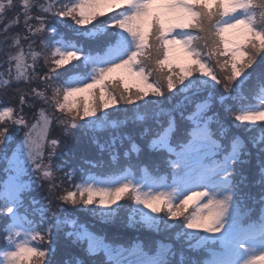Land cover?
<instances>
[{"label":"snow or ice","instance_id":"snow-or-ice-1","mask_svg":"<svg viewBox=\"0 0 264 264\" xmlns=\"http://www.w3.org/2000/svg\"><path fill=\"white\" fill-rule=\"evenodd\" d=\"M0 162V264H264V0H0Z\"/></svg>","mask_w":264,"mask_h":264},{"label":"trees","instance_id":"trees-1","mask_svg":"<svg viewBox=\"0 0 264 264\" xmlns=\"http://www.w3.org/2000/svg\"><path fill=\"white\" fill-rule=\"evenodd\" d=\"M111 15V14H110ZM106 134H101V139L104 138ZM15 139H17L18 137L15 136ZM69 149H73L77 151V154H84V155H95L96 154V149L94 148V146H92L91 144H89L87 142V140L85 138H82L80 143H72L70 142L68 144ZM11 153L9 152V155ZM5 167V163L1 162L0 163V170H2ZM3 173L2 171H0V178H2ZM252 179L251 174H249V180ZM251 191L253 193L257 192L258 189L253 188L251 189ZM80 219L83 220H88L89 223H92V220L90 217H88L87 215H85L84 213H79ZM97 228L100 227L99 223H97L96 225ZM96 230V229H94ZM107 232L109 234V236H111L114 232H117V228L114 227H107ZM118 232L120 235V238L124 241H128L130 239H140L143 240L146 244L152 240H157V239H165L167 236V233H162V234H155V233H151L149 231H147L146 229H133V228H129L126 226H121L118 228ZM70 251V252H78V249H61V251L58 252L57 254V259L60 258H67V256L64 254L65 251Z\"/></svg>","mask_w":264,"mask_h":264},{"label":"rangeland","instance_id":"rangeland-1","mask_svg":"<svg viewBox=\"0 0 264 264\" xmlns=\"http://www.w3.org/2000/svg\"><path fill=\"white\" fill-rule=\"evenodd\" d=\"M53 135H59V131L57 130V131H54L53 132ZM13 136H14V134H13ZM14 139H15V137H14ZM9 147H11V146H9ZM1 163V162H0ZM168 235V234H167Z\"/></svg>","mask_w":264,"mask_h":264}]
</instances>
